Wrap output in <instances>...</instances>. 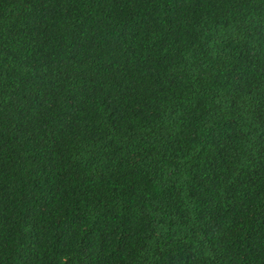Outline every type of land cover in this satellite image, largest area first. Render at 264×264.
Segmentation results:
<instances>
[{
    "label": "trees",
    "instance_id": "trees-1",
    "mask_svg": "<svg viewBox=\"0 0 264 264\" xmlns=\"http://www.w3.org/2000/svg\"><path fill=\"white\" fill-rule=\"evenodd\" d=\"M0 264H264V0H0Z\"/></svg>",
    "mask_w": 264,
    "mask_h": 264
}]
</instances>
